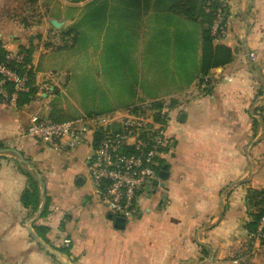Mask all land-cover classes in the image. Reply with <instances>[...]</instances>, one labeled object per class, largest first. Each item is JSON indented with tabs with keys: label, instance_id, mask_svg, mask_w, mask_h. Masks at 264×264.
Segmentation results:
<instances>
[{
	"label": "crops",
	"instance_id": "crops-1",
	"mask_svg": "<svg viewBox=\"0 0 264 264\" xmlns=\"http://www.w3.org/2000/svg\"><path fill=\"white\" fill-rule=\"evenodd\" d=\"M90 1L0 0V46L26 51L31 71L18 105L0 102V264H264L263 245L253 259L241 247L247 190L264 188V0H229L213 44L231 60L203 79L198 20L165 0ZM157 101L173 104L160 113L166 177L139 193L123 229L93 193L88 137L58 152L25 134L31 114L66 121ZM31 182L34 209L21 201Z\"/></svg>",
	"mask_w": 264,
	"mask_h": 264
},
{
	"label": "built area",
	"instance_id": "built-area-1",
	"mask_svg": "<svg viewBox=\"0 0 264 264\" xmlns=\"http://www.w3.org/2000/svg\"><path fill=\"white\" fill-rule=\"evenodd\" d=\"M228 8L229 0L206 1L205 10L214 15V39L227 36ZM0 48V102L16 107L19 95L29 90L30 65L23 52ZM25 134L58 152H72L88 137L93 193L109 213L126 220L134 216L139 193L155 177L159 159L169 145L163 122L154 119L153 111L143 112L134 106L66 121L31 114Z\"/></svg>",
	"mask_w": 264,
	"mask_h": 264
},
{
	"label": "trees",
	"instance_id": "trees-1",
	"mask_svg": "<svg viewBox=\"0 0 264 264\" xmlns=\"http://www.w3.org/2000/svg\"><path fill=\"white\" fill-rule=\"evenodd\" d=\"M164 0H156V3H162ZM168 2L170 11L182 15L191 20H198L202 25L201 32V60H200V75L201 79L205 76L210 68L222 66L231 60V50L224 46L213 44L214 37L211 34V26L213 21V11L207 12L205 4L207 0H165ZM215 3L211 4L214 7ZM25 54L26 62L29 60V54ZM3 55V50L0 48V58ZM12 64V63H10ZM17 70L23 72L21 65H17ZM31 79V71H28V80ZM29 85V82H28ZM29 91V90H28ZM22 94V93H21ZM19 102V99H18ZM162 108L161 102H152L148 110L154 112V119L162 121L163 114L158 111ZM137 109V108H136ZM162 117V118H161ZM169 146V145H168ZM159 166V165H158ZM157 166V167H158ZM157 169V168H156ZM36 184L31 182V189H25L21 193V201L25 207L31 205L32 209L36 208L39 203V192ZM247 214L249 220L244 224L248 233H256L259 240L264 244V221L261 222L264 216V188L254 189L249 188L246 193Z\"/></svg>",
	"mask_w": 264,
	"mask_h": 264
},
{
	"label": "rangeland",
	"instance_id": "rangeland-1",
	"mask_svg": "<svg viewBox=\"0 0 264 264\" xmlns=\"http://www.w3.org/2000/svg\"><path fill=\"white\" fill-rule=\"evenodd\" d=\"M94 0L93 1H90V3H88L87 5H86V7L85 8H89V7H94ZM135 2V4L137 5H139V7H140V2H141V0H134L133 1V3ZM161 105H162V108H164V107H166L168 110L167 111H169V109L170 108H173V104H171L169 101H164V102H161ZM148 107H149V105L146 107H138L137 109L138 110H141V111H143V112H146L147 111V109H148ZM162 108L161 109H159V113L160 112H162L163 110H162ZM168 113V112H167ZM41 118H43V119H46V117H41ZM162 122H163V124H164V126H165V129L167 128V124L169 123V121H168V119H167V117H163V119H162ZM46 146H48L46 143H44ZM49 147V146H48ZM50 148V147H49ZM92 151H91V149H90V153H91ZM158 168V167H157ZM88 176H89V179H91V175H90V173L88 174ZM91 182H92V179H91ZM261 189V188H260ZM98 202H100V200H98ZM136 213V212H135ZM248 233V232H247ZM263 245V247H264V244H262L261 242H260V240H259V237H258V235L256 234V233H254V234H251V233H248V238L246 239V241H244L243 242V244H242V246L241 247H243V248H245V250H246V253H244L243 255H246V258L247 259H253V258H258V249H261L262 246ZM244 251V250H243ZM241 253H243V252H241ZM245 260V259H244ZM246 261V260H245ZM249 262H253V261H249ZM255 262V261H254ZM253 264V263H252Z\"/></svg>",
	"mask_w": 264,
	"mask_h": 264
},
{
	"label": "water",
	"instance_id": "water-1",
	"mask_svg": "<svg viewBox=\"0 0 264 264\" xmlns=\"http://www.w3.org/2000/svg\"><path fill=\"white\" fill-rule=\"evenodd\" d=\"M50 23L55 27V28H58L60 25H62V22L61 21H58V20H56V19H50ZM164 169H166V165H164L163 166V168H162V170L164 171ZM158 176L160 177V178H165L166 177V173H162V172H160V173H158ZM155 184H158V183H156L157 181H153ZM160 185V187H162L163 186V183H160L159 184ZM108 217H113V221H114V226L116 227V228H118V229H123L124 228V226H125V223H126V219H124V218H122V217H119V216H114V215H112L111 213H109V215H108ZM50 253H52V254H54V255H57V252L56 251H54V250H50ZM59 254H61V253H59ZM61 256L64 258V260H65V262H64V264H68V262L66 261V257L63 255V254H61Z\"/></svg>",
	"mask_w": 264,
	"mask_h": 264
},
{
	"label": "flooded vegetation",
	"instance_id": "flooded-vegetation-1",
	"mask_svg": "<svg viewBox=\"0 0 264 264\" xmlns=\"http://www.w3.org/2000/svg\"><path fill=\"white\" fill-rule=\"evenodd\" d=\"M158 173V168L156 169V171H155V177H156V174Z\"/></svg>",
	"mask_w": 264,
	"mask_h": 264
}]
</instances>
